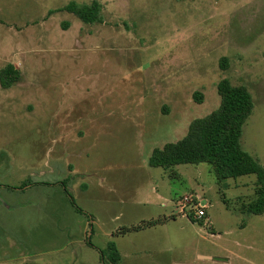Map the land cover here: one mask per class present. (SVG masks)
<instances>
[{"label":"rangeland","instance_id":"rangeland-1","mask_svg":"<svg viewBox=\"0 0 264 264\" xmlns=\"http://www.w3.org/2000/svg\"><path fill=\"white\" fill-rule=\"evenodd\" d=\"M95 1L101 24L66 10ZM7 65L21 79L0 84V264H113L110 243L118 264H264L257 176L149 165L227 79L252 94L241 142L264 168V0H0ZM187 195L207 219L179 213Z\"/></svg>","mask_w":264,"mask_h":264},{"label":"trees","instance_id":"trees-1","mask_svg":"<svg viewBox=\"0 0 264 264\" xmlns=\"http://www.w3.org/2000/svg\"><path fill=\"white\" fill-rule=\"evenodd\" d=\"M101 9L102 6L97 1L85 6L72 3L66 8L85 24L103 23ZM220 64L221 68L226 70L228 59H221ZM20 79V71L13 65H7L0 71V84L4 89L12 88ZM218 94L221 98L219 109L205 118L194 120L188 134L181 141L154 150L149 165L153 168L170 169L187 164H209L219 181L255 175L256 197L245 207L250 214L262 215L264 168L243 149L241 142L244 126L255 108L252 94L246 87L233 86L227 79L218 85ZM194 97L197 101L203 99L198 93ZM157 224L158 222H154L150 226ZM107 256L111 263H120L121 255L115 243L108 245ZM102 259H105V254Z\"/></svg>","mask_w":264,"mask_h":264},{"label":"built area","instance_id":"built-area-1","mask_svg":"<svg viewBox=\"0 0 264 264\" xmlns=\"http://www.w3.org/2000/svg\"><path fill=\"white\" fill-rule=\"evenodd\" d=\"M193 210H190L192 209ZM177 209L179 213L183 216L188 217L193 216L195 220L202 221L207 219L208 214V205L206 202H201L198 199L194 198L193 196H183L178 201Z\"/></svg>","mask_w":264,"mask_h":264},{"label":"crops","instance_id":"crops-1","mask_svg":"<svg viewBox=\"0 0 264 264\" xmlns=\"http://www.w3.org/2000/svg\"><path fill=\"white\" fill-rule=\"evenodd\" d=\"M207 214H208V210H207Z\"/></svg>","mask_w":264,"mask_h":264}]
</instances>
